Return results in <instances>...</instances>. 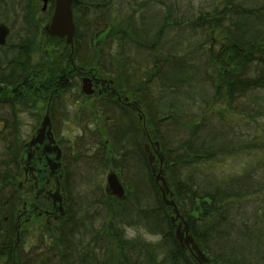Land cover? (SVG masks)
Here are the masks:
<instances>
[{"label": "trees", "instance_id": "trees-1", "mask_svg": "<svg viewBox=\"0 0 264 264\" xmlns=\"http://www.w3.org/2000/svg\"><path fill=\"white\" fill-rule=\"evenodd\" d=\"M112 1L75 0L72 59L50 61V44L71 52L45 34L53 1L44 15L37 0H0V24L22 27L17 43L9 35L0 47V264H198L176 239L148 138L164 152L172 198L206 264H264V0H122V13ZM85 76L101 85L94 106ZM118 98L136 102L145 122ZM42 103L54 136L67 131L70 209L43 247L24 253L16 220L31 193L20 160ZM108 166L127 195L109 208ZM92 195L100 210L78 198ZM107 211L116 227L103 228ZM134 228L139 235L125 233Z\"/></svg>", "mask_w": 264, "mask_h": 264}, {"label": "water", "instance_id": "water-1", "mask_svg": "<svg viewBox=\"0 0 264 264\" xmlns=\"http://www.w3.org/2000/svg\"><path fill=\"white\" fill-rule=\"evenodd\" d=\"M43 4V10L47 8L49 0H39ZM54 9L50 17L49 23L45 28L47 35L51 37H57L63 39L66 46L71 48V52L68 54L69 58L72 59L73 55V39L75 34V24L73 20V4L75 0H53ZM10 34L9 28L0 24V46H5L7 38ZM81 91L85 96H91L94 94V89L92 88L91 79H83L81 83ZM136 104V103H135ZM159 148L158 144H155ZM145 153L148 154L149 162L151 163L153 157L149 154L148 149L145 147ZM62 151L52 132V124L49 118V113L45 114V117L42 118L39 127L31 136L29 142L24 146L23 154L20 160L24 171V177L28 174L35 172L39 177L42 178V181L45 183L46 180L50 177H54L55 181L58 183V180L63 178L64 172L61 166ZM156 181H161L162 188L161 190H166V183L159 178H156ZM162 190V191H163ZM105 193L107 196L115 197L118 200L124 199V190L121 184L118 181V178L114 172H110L106 177V186ZM58 194V193H57ZM57 194H47L45 198L53 204V213L40 212V215H47L52 219H56L59 216L64 214V206L66 205L65 196L60 197ZM38 194H36L37 196ZM35 196V197H36ZM165 193L163 192V198ZM166 205L171 206L177 209V204L170 200L164 201ZM33 204V203H32ZM32 209V208H29ZM35 210V207H33ZM34 210H27V214L30 215ZM21 212V211H20ZM18 214L16 220V228L19 226V221L24 215V212ZM178 213V212H176ZM181 213V212H180ZM183 216L182 214H180ZM26 216V214L24 215ZM19 220V221H18ZM189 230L184 224L183 231L180 228H176L175 235L176 239L182 246H185L192 250L195 253V260L198 264H206L207 260L201 253V251L196 247L194 240L188 234ZM185 236V237H184Z\"/></svg>", "mask_w": 264, "mask_h": 264}, {"label": "rangeland", "instance_id": "rangeland-1", "mask_svg": "<svg viewBox=\"0 0 264 264\" xmlns=\"http://www.w3.org/2000/svg\"><path fill=\"white\" fill-rule=\"evenodd\" d=\"M37 1H38L39 5H40L39 10L42 11L44 6H43V4L40 3L39 0H37ZM120 1H122V0H113L112 1L113 2L112 3V9H114L116 11H118V9H119L120 13H122L121 6H123V5H121ZM123 2L126 3L125 0H123ZM47 5L49 6V4H47ZM46 11H47V8L45 10H43L44 15L46 14ZM51 15H52V11H51ZM17 21H21V20L18 19V20L15 21V25L13 27H11V33L9 34L10 35L9 40H11V42H14V43L18 42V38L20 36V31H21V28H22L21 27V22L19 23ZM243 24L248 26V23L245 22V20L243 21ZM47 25H48V23H47ZM45 28H46V26H45ZM74 36H75V34H74ZM52 38H55V37H52ZM73 43H74V39H73ZM2 47H4V46H2ZM59 47H61V45H58V47H57V45L50 44L46 48V54H47V56L49 55L48 60L51 61L52 58H54L55 56L58 59H60L61 61H62L63 58H69V55L67 53H65V51L63 49H60ZM63 61H64V59H63ZM90 79L92 80V84H93V82H94L93 79L92 78H90ZM101 79L105 80V78H101ZM95 80H97V79H95ZM202 82L204 83V80ZM92 88L96 91L97 86L93 85ZM98 97L99 96L96 97V96L91 95L89 97L90 98L89 104L94 106L95 103H98L97 102ZM130 103H132V102H130ZM45 106H46V104L42 103L38 107V111L40 112L39 113L40 117H42V118L45 117V114L47 113V111L45 110L46 109ZM133 111H134V113H137L140 116V119H141L142 122H145L146 115H145L144 111L140 108V106H137L136 107V111L134 109H133ZM40 117H39V119L41 120L42 118H40ZM23 118L25 119V121L27 123L30 122V124H32V122H33L32 117H28V115L26 113L23 115ZM96 120H99V119H96ZM96 120H95L94 125H93L94 127L99 124V121H98V123H96ZM68 124L64 126L65 130H66V128L69 127ZM144 127H145V123H144ZM239 131H240V128L238 127V128H236L235 131H233L231 133L228 132L229 138L236 137V134L239 135ZM146 133L147 134L150 133V130L148 128H146ZM66 136H67V131H65L63 134L61 133L60 135H58V137H57L58 142L59 143L63 142V140L66 139ZM166 137H167V139H169V145H171L170 139L172 137H168V136H166ZM166 137H164V138L166 139ZM149 142L150 141H148V144H149ZM151 146H152V144H149V147H148L149 149L148 150H149V154H152V156H154V158H153L151 163H152L154 171H155V175H156L155 178L162 179L166 183V190L165 189L164 190L162 189L163 191L161 190L162 200L164 202L165 200L168 199V200H172L173 202L177 203L172 198V194H171L172 191H171V189L169 187L168 181L166 180L165 164L163 162V154H164V152L162 151V148H160V149L154 148L153 149ZM67 152H68V147L66 146L65 149H64V153H67ZM71 154H72V156H76L77 157L73 164L74 165H78L80 163V160H79L80 156L76 153V151L72 152ZM83 161H81V162H83ZM94 162H96V160H94ZM109 167L110 166L107 167L108 169L106 170L105 175H104V186H105V178L107 177V174L112 170V169H109ZM67 168H68V171L71 169V172L73 174H75L77 172V169L74 166H72V165H69V167L67 165ZM74 178L75 177H73V179ZM24 181H25V179L23 177V182L21 183V185L22 184L24 185ZM156 183H157L158 186H160V189H161L162 188L161 181H156ZM104 186H103V190L105 189ZM163 192L165 193L164 198H163ZM78 198L81 200L83 205L91 206V209H93V210H96V209L100 210V208H102L101 207L102 205L100 204V202H101L100 200L102 198L100 199V197H98V196H97L98 200H96V196L95 195H92L90 197V199L86 198L85 196H82V199L80 198V196ZM116 200L117 199H115L114 197L110 196V198L108 200V205L109 206H107V208L115 207V205L117 203ZM123 200H120V201H123ZM117 201H119V200H117ZM67 202L68 201L66 200V205L64 206V214L62 216H59L58 219H56V220L55 219H51V221L46 222V220H44L43 218H38L36 216H33L31 218L30 222H28V223H26L27 219L24 220L25 217H23V216L21 217L20 221L18 220L19 221V226H18V235H17V238H16V243H17V245L22 247L21 250L24 253L29 252V249L32 248V247L35 250H37V248L43 247L46 244L45 243L46 240H48V238L51 239L52 236H54L56 234L57 228H60V222H61L62 218L67 213L68 209H70V204H69V202L67 204ZM164 204H165V202H164ZM177 205H178V203H177ZM249 205H252V204H249ZM166 206L168 208L172 209L171 219H172V223L174 224V228H177V229L180 228V230L183 231L184 224H186L187 228H189V221L187 220V215L185 217V212L179 205H178V208L175 209V210L171 206H168V205H166ZM250 207H253V206H250ZM78 208H79V205L78 206H76V204L75 205H71V210H74L76 213H79ZM176 212H178V213H176ZM180 212L182 214H184V216H181ZM112 218H113V214L111 212L110 213H108V211H107V213L105 212V219H106L105 221H106V223H104L103 228H109L108 225L110 223L115 224L114 227H116L118 225L115 221L112 220ZM136 228H140V229H138L140 232L143 231L141 226H137ZM136 231H137V229H136ZM125 233H128V234L130 233V235H129L130 237L131 236L134 237L135 235L136 236L139 235V234H137L135 232V228L134 229L125 230Z\"/></svg>", "mask_w": 264, "mask_h": 264}, {"label": "flooded vegetation", "instance_id": "flooded-vegetation-1", "mask_svg": "<svg viewBox=\"0 0 264 264\" xmlns=\"http://www.w3.org/2000/svg\"><path fill=\"white\" fill-rule=\"evenodd\" d=\"M93 84L94 86H97L95 82H93ZM100 88H101V85H99L97 89H100ZM61 180H58V183H57L54 177H50L44 183L42 181V178L39 177L35 172H33L32 174H28L26 176L24 185H28L29 188L27 190H29L31 194H29L30 197L23 200V202H20L19 204L20 210L18 211V213L21 211V212H24V215L26 214V216L23 215V217H25L24 220L27 219L26 223L30 222L33 216H36L38 218H43L44 220H46V222L51 221L52 218L44 214L40 215V212H47V213L54 212L53 204L49 200H47V198H45V195H47L48 193L49 194L58 193L57 194L58 196L63 197L64 191H63V185H62ZM36 194L38 195L36 196ZM33 207H35V210L33 209ZM29 208H32V209H29ZM27 210H34V212L28 215L26 212Z\"/></svg>", "mask_w": 264, "mask_h": 264}, {"label": "bare ground", "instance_id": "bare-ground-1", "mask_svg": "<svg viewBox=\"0 0 264 264\" xmlns=\"http://www.w3.org/2000/svg\"><path fill=\"white\" fill-rule=\"evenodd\" d=\"M165 120V119H164ZM164 120H162V121H164Z\"/></svg>", "mask_w": 264, "mask_h": 264}]
</instances>
